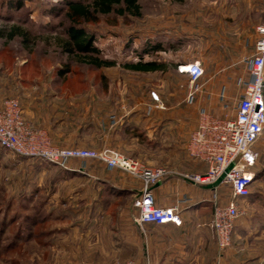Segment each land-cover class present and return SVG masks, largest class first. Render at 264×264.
<instances>
[{"label":"crops","instance_id":"1","mask_svg":"<svg viewBox=\"0 0 264 264\" xmlns=\"http://www.w3.org/2000/svg\"><path fill=\"white\" fill-rule=\"evenodd\" d=\"M250 8L240 13L241 18L264 20V5ZM251 24L250 40L243 46L245 53L232 58L224 70L207 77L204 72L196 84H190L188 78L184 95L180 92L177 97L170 96L161 108L122 112L115 107L118 104L112 108L100 106L79 124L73 123L71 117L53 122L58 114L52 109L50 87L47 93L37 85L24 87L26 81L18 77L16 82L21 84L13 89L20 88L17 90L24 94L19 100L23 118L45 130L55 146L88 150L109 148L119 153L127 147L130 156H136L138 162H145L143 156L162 153V163L167 164L163 167L167 175L151 187V195L157 207L178 208L180 226L139 225L133 202L140 193L141 181L95 160H68L60 171L43 173L50 175L51 181L50 217L67 227L61 242L71 245L64 250L74 255L69 256L72 260L78 258L79 253L89 251L92 258L130 259L135 264H218L216 240L209 228L211 201L216 197L221 204H226L231 194L228 191L223 198V186L194 184L185 178L206 171L204 163L188 157L186 144L201 112L217 118L234 115L251 80L248 62L258 37L255 28L260 25ZM149 61L165 66L154 59L146 62ZM194 61L203 67L201 60ZM9 89L0 70V106L4 90ZM254 147L259 155L254 168L255 179L249 196L237 200L244 216L235 222L232 245L221 259L224 264L264 261V133Z\"/></svg>","mask_w":264,"mask_h":264},{"label":"rangeland","instance_id":"2","mask_svg":"<svg viewBox=\"0 0 264 264\" xmlns=\"http://www.w3.org/2000/svg\"><path fill=\"white\" fill-rule=\"evenodd\" d=\"M16 1L0 0V26H20L36 41L25 48L18 39L8 43L0 40V70L4 84L10 86L4 90L2 103L13 98L20 106L24 94L17 90L20 88L13 89L21 84L16 82L20 77L26 81L24 87L37 85L45 93L50 87L52 109L58 114L53 122L71 117L76 124L100 106L118 104L115 107L122 112L165 106L170 96L184 95L188 84V77L177 73L178 65L201 60L205 77L224 70L232 58L245 53L251 22H264L241 18L240 14L263 6L264 0H138L133 13L119 14L114 9L83 25L93 34L99 57L115 62L113 67L95 68L60 54L53 39L69 22L63 11L57 16L45 14L51 8L64 10L68 1L90 0H24L21 8L9 6ZM151 59L163 62L165 70L142 73L124 67ZM129 151L125 147L120 154L138 161ZM163 157L162 153H152L139 162L164 167ZM54 170L47 162L18 157L0 148V264H135L130 259L92 258L89 251L70 258L74 255L64 249L71 245L61 242L67 227L50 217L48 207L51 181L50 175L43 173ZM228 191V187L221 190L223 198Z\"/></svg>","mask_w":264,"mask_h":264},{"label":"built area","instance_id":"3","mask_svg":"<svg viewBox=\"0 0 264 264\" xmlns=\"http://www.w3.org/2000/svg\"><path fill=\"white\" fill-rule=\"evenodd\" d=\"M255 32L258 37L248 62L251 80L234 115L217 118L201 112L186 144L188 157L204 163L206 171L185 178L200 185H211L221 178L216 187H228L231 194V200L226 204H221L216 197L211 201L209 228L216 240L218 263L230 247L235 222L241 215L237 200L250 194L259 157L254 146L264 133V22L256 26ZM177 68L178 73L188 76L190 84H196L204 76V69L198 61ZM0 146L16 156L62 168L66 167L68 160H95L109 169H117L142 183L133 202L139 225L181 224L176 206L157 207L153 202L151 187L167 175L165 168L147 167L109 148L88 150L55 146L45 131L23 118L19 103L13 98L4 100L0 107Z\"/></svg>","mask_w":264,"mask_h":264},{"label":"trees","instance_id":"4","mask_svg":"<svg viewBox=\"0 0 264 264\" xmlns=\"http://www.w3.org/2000/svg\"><path fill=\"white\" fill-rule=\"evenodd\" d=\"M22 3H24V0L9 2V6L17 9L22 7ZM64 5L66 7L64 10L51 8L48 12H45L47 16H57L63 11V17L69 22L68 25L61 26L60 32L53 39L56 49L60 54L73 57L75 60L86 63L95 68L113 67L115 62L99 57L100 50L94 46V36L93 34L88 33L83 25L95 22L98 15H108L113 12L114 9H116L119 14H123L124 12L133 13L138 9V0L68 1L64 3ZM59 37H63V39ZM14 39H18L25 48L33 45L36 41L35 37L32 38L30 33L22 30L20 26H0V40L8 43ZM146 54H148V51ZM124 67L125 69L135 72L154 73L163 72L166 66L155 61H138L133 64H125ZM59 74L63 75L61 72ZM0 148L2 147L0 146ZM50 165H52L53 168H56L57 171L63 169L62 167L53 164Z\"/></svg>","mask_w":264,"mask_h":264},{"label":"water","instance_id":"5","mask_svg":"<svg viewBox=\"0 0 264 264\" xmlns=\"http://www.w3.org/2000/svg\"><path fill=\"white\" fill-rule=\"evenodd\" d=\"M221 181V178H219L217 181H215L213 184L210 185V187H216Z\"/></svg>","mask_w":264,"mask_h":264}]
</instances>
